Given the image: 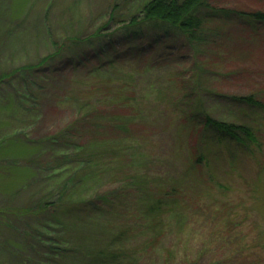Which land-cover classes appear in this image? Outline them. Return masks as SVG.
<instances>
[{
    "label": "rangeland",
    "instance_id": "rangeland-1",
    "mask_svg": "<svg viewBox=\"0 0 264 264\" xmlns=\"http://www.w3.org/2000/svg\"><path fill=\"white\" fill-rule=\"evenodd\" d=\"M149 1L0 0V208L48 202L57 194L54 187L64 182L63 176L73 178V166L64 165L63 155L56 149L32 144L62 128L70 120L73 108L50 104L48 111L49 96L45 94L44 99H36L39 107L29 104L26 94L32 78L28 76L33 68L40 71L41 61L59 47L99 33L98 44L82 45L74 49L75 55L67 53L62 62H52V71L49 65L43 66L41 72L45 75L36 77L32 89L39 92L42 86L46 94L62 93L63 86L58 82L71 77V60L81 57L86 71H102L115 85L131 75L133 80L122 89L125 96L143 97L151 90L153 115L124 134L125 139L131 140V147L121 143L124 148L120 155L112 156L122 157L117 165L109 163L107 158L112 157L106 156L103 172L94 182L99 193H120L117 204L126 217H112L111 233H123L113 248H145L136 264H264V24L235 16L229 22L215 19L208 23L210 53L197 58L205 66L194 67V53L183 46L184 40L180 41L183 44L168 40L166 45L147 48L152 37L159 39L161 32L153 31L132 43L129 36L116 31L131 17L140 18L141 8ZM204 8L250 14L264 12V0H206ZM206 12L203 9L201 16ZM128 40L132 43L130 48ZM139 49L146 50L136 53ZM149 49H153L152 53ZM99 54L104 58L97 61ZM115 55L120 59L114 70L103 69L108 64L106 60L116 58ZM152 63L156 64L155 69L148 67ZM49 71L52 73L47 81ZM192 92L195 94L184 98ZM164 93L168 97L164 98ZM248 97L259 106L233 101ZM167 98L175 100L170 102ZM194 101L213 120L248 128L253 141H247L245 147L214 143L211 130L199 122L194 129L188 120L194 116L198 119L191 113L193 108L186 107L194 105ZM170 105L178 107L173 112ZM122 113L126 117L129 112ZM115 114L118 115L117 110ZM200 134L207 139H199ZM15 137L18 141L9 142ZM115 137L123 140L121 133ZM134 137L137 140L132 141ZM117 143L113 140L114 146ZM105 150H110L111 155V147L107 145ZM136 154L146 155L147 159L133 158ZM132 160H136V165L128 168L126 164ZM81 173L92 178L90 171ZM135 176L140 184L132 186L131 178ZM70 184L71 181L66 183V187ZM91 187L86 184L77 197L92 191ZM156 191L180 194L175 196L178 203L149 215L154 223L144 222V209L146 212L153 204L149 200ZM204 206L208 212L202 211ZM98 222L104 223L101 219ZM32 223H21L20 228L28 233L30 227H35L42 240L34 246L29 244L33 237H27L29 248L9 243L10 228L0 230V264H72L56 258L59 247L54 242L58 238L40 232V225ZM100 229L93 231L100 235L104 232L101 226ZM128 229L133 231H123ZM151 229L155 232H141ZM90 231L75 233L76 242L88 238L93 234ZM239 246L251 251L240 253ZM250 246L256 247L255 253Z\"/></svg>",
    "mask_w": 264,
    "mask_h": 264
},
{
    "label": "trees",
    "instance_id": "trees-1",
    "mask_svg": "<svg viewBox=\"0 0 264 264\" xmlns=\"http://www.w3.org/2000/svg\"><path fill=\"white\" fill-rule=\"evenodd\" d=\"M205 1L206 0H150L141 8L142 16H140V18L131 17L129 21L126 22L127 24L124 23L123 26L120 29H116V31L120 32L121 35L124 33L129 36L132 43L135 40L141 39L143 35L152 33L153 31H156V33L161 32V34H158L159 39L152 37V41L147 48L158 46L160 43L166 45L168 40L173 43H179L181 40H184L185 42L183 41V43L186 45L182 42L180 43L183 44L184 47L188 46V50L194 53L193 60L195 63L193 66L201 68L205 66L204 62L199 63L197 58L204 57L203 53L209 51L207 50V34L210 31L206 27L208 23L215 21V19H220L222 23L223 21L229 22L232 20L231 16H235L237 18L248 19L253 24H264V12L246 14L232 13L214 8L208 10V8H204ZM203 9L208 12H206L207 14L205 13V16H201V11ZM113 19L114 16L110 18L109 22H112ZM98 34L99 33L93 34L82 40L78 38L71 40L72 42L69 43V45L61 46V48L59 47L53 55L43 59L40 63V71H38L37 68L31 69L28 77L32 78V80L29 85L30 89H28L26 94V101H28L29 104L34 103V105L39 107L40 104H37L38 101H36V99H38V96L44 99L45 94L49 96L50 103H47L48 111L50 104L73 108L70 120L65 123L62 128L41 137L37 142L32 144L37 146L46 144V147L49 149H56L59 154L63 155L64 159H61L63 164L73 166V171L75 170V173L73 178H65L61 174L64 182L61 183L62 185L58 184V186L54 187L57 194L55 193L56 195H53L48 202L34 201L22 207L11 206L0 208V230H3V227L10 228L8 238L10 237L9 243L11 244L28 246L27 241H29V239H27V237L32 236L33 238L31 239L33 243L29 242V244L37 246L36 241L42 240V238L39 237L42 236V234L40 233V235L37 236L36 234L38 231L35 227H30L28 233L20 228L21 223L27 225L35 222L40 225V232H48L58 238V240L54 242L55 245L59 247L58 250H55L57 251V254H55L57 259L68 260L69 262L71 261L72 264H136L135 261L139 262L141 258L139 254L146 251L145 248L139 250L136 248L124 250L119 246L113 248L116 242L121 241L123 233L120 231L111 233L112 221H114L112 217H126L121 215L120 206L117 204L120 193H99L95 189L96 184L94 182H96L99 175L103 172L102 168L104 164H106V156L112 157L114 154L120 155V149L124 148L121 143L127 148L131 147V144H129L131 140L125 139L124 134L127 132L130 133L136 124L138 126L142 125L149 116L151 118V115H153L152 105L154 104L151 102L152 97L149 98L151 90L143 97L140 95L137 97L135 94L125 96L122 89L128 85V82L133 80L131 75H127L126 81L123 80L115 85L113 84L114 80L105 77L102 71L98 70L95 73H91L90 70L86 71V66L83 65L85 60L81 59V57H78L79 60H77V57L71 60L73 71L71 75L72 78L68 76L65 79L62 78V81L58 82L63 86L62 93L46 94L42 86H40L41 90H39V92L32 89V83L36 77H44L45 75V73L41 72L43 66L46 67L49 65V70H51L53 65L52 62L55 64L62 62L65 57L68 56L67 53L73 54L74 49L82 45L90 47L98 44ZM147 36L150 35H146L145 37ZM129 43L130 41L128 40L127 46L130 48L132 43ZM214 45L215 41L212 42V46ZM105 46L110 45L106 43ZM97 48H100V46ZM144 50L146 49H139L136 53H140ZM152 50L153 49H149L151 53ZM73 55H75V53ZM101 57H103V54H99L98 58L95 59L98 61ZM82 58H84V56ZM119 59L120 58L117 56L116 58L114 56L108 58L106 60L107 62H105L108 64L103 66V69L116 67V62ZM152 65L153 66L148 67L155 69L154 65L156 64L152 63ZM113 70L114 68L111 69V71ZM51 71L46 73L47 81L50 80L48 77L51 75ZM203 73L205 74L204 71ZM207 73L210 72L207 71ZM25 76L26 75H24V77ZM24 77L21 78L24 79ZM41 77L38 79L42 80ZM34 86L36 87V84ZM43 90L44 93L40 94ZM145 91L144 89V95ZM194 94V92L187 93L184 98H190L189 96ZM166 97L168 96L164 93V98ZM166 100L171 102L174 101L175 98H167ZM233 101L253 107L259 106V103L252 101L251 97L236 98L233 99ZM192 103H194V105L188 104L186 106L188 109L193 108V110L190 109L192 111L191 113L198 117V119H196L194 116V119L192 118L193 120L188 118L193 124L192 128L196 129L199 127L200 123L205 129L211 130V133H213L212 137L214 138L213 142L217 145L224 146L235 144L237 147H245L247 146V141H253L252 133L245 126L217 122L201 110L199 102L195 103L194 101ZM16 104L19 105V103ZM41 105H43V100H41ZM33 106H31L32 110L34 109ZM176 106L177 105H170L168 107L172 110ZM196 106L197 108L195 110ZM165 109L166 107L163 108V110ZM116 110L118 111V115L115 114ZM182 110L185 111L186 108ZM122 111L129 113L125 117ZM118 133H121L123 140L120 141V138L115 137ZM16 139V137L11 138L9 142L18 141ZM199 139H207V136L200 134ZM113 140L118 142L115 146ZM134 140H137V138L134 137L132 141ZM7 142L8 141L5 142V145L8 144ZM100 143L106 146L99 147L98 144ZM107 145L111 147V155L108 153L110 150H105ZM137 145L138 144H136L135 148ZM35 148L36 147H34V149ZM103 156H105V158H103ZM121 158L122 157L115 156V158L112 157L107 159L109 163H115V165H117L119 163L118 159ZM133 158L147 159V156L136 154ZM130 162L132 166H130ZM137 163H139V161H137ZM126 165L128 168H131L136 165V160L129 161ZM81 171H90L92 178L87 177V175L81 173ZM59 179L62 180V178ZM139 179L141 180V178ZM131 180H133V182L131 181L132 186L140 184L137 176L132 177ZM69 181H71V184L67 188L66 183ZM90 183L92 184V191L89 190L90 192L85 194L86 196L79 195L80 197H77L78 192L82 191L86 184L91 186ZM175 196H180V194H169V191H156L155 195L149 200L153 204L147 208L146 212L144 209L143 217H141L142 221L154 223L150 220L149 215L159 213V210L163 207H168V205L176 207L178 197ZM205 207L207 206L201 207L202 211L208 212L209 210L204 211ZM99 219L103 220L104 223L98 222ZM100 226L104 232L102 231L103 233L98 235L93 230H101ZM89 229H92L90 232H93V234L88 235V238H79L78 242H76L74 234L84 230L89 233ZM123 231L129 233L133 230L128 229ZM141 232L146 235V233L150 234L149 232H155V230L151 229ZM101 236H104V238ZM151 239L152 237L148 240L150 241ZM250 247L253 249V252L256 250L255 246ZM238 251L240 253H245L250 252L251 249L239 246ZM149 264H152L151 261ZM212 264L229 263L220 261L217 263L213 262Z\"/></svg>",
    "mask_w": 264,
    "mask_h": 264
}]
</instances>
